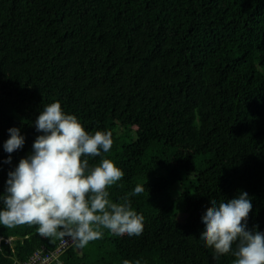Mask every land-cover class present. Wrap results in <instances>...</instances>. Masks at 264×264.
I'll return each mask as SVG.
<instances>
[{
	"label": "trees",
	"instance_id": "16d2710c",
	"mask_svg": "<svg viewBox=\"0 0 264 264\" xmlns=\"http://www.w3.org/2000/svg\"><path fill=\"white\" fill-rule=\"evenodd\" d=\"M57 101L90 133H113L104 155L125 175L110 199L145 186L130 197L145 227L103 230L50 264H232L200 239L202 217L241 191L248 228L264 232V0H0V196ZM13 127L25 144L9 154ZM37 229L0 224L13 238L0 264L60 240Z\"/></svg>",
	"mask_w": 264,
	"mask_h": 264
},
{
	"label": "clouds",
	"instance_id": "9594fccd",
	"mask_svg": "<svg viewBox=\"0 0 264 264\" xmlns=\"http://www.w3.org/2000/svg\"><path fill=\"white\" fill-rule=\"evenodd\" d=\"M35 127L43 134L36 138L33 152L8 173L6 192L0 196V224L38 225L41 236L71 237L72 246L78 248L102 239L103 230L117 236L142 235L144 217L133 209L130 197L142 194L145 186L137 185L120 202L110 199L109 189L125 175L104 155L112 149L113 133H90L58 101L43 108ZM9 135L4 150L11 154L23 148L25 137L16 127L9 129ZM97 157L99 163L90 164V158ZM7 162L11 163V155ZM210 203L202 217L205 229L200 239L213 250V258L231 254L232 264H264V232L248 228L253 209L249 194L241 191L236 198ZM6 238L11 242L3 237L5 243L12 245L13 238Z\"/></svg>",
	"mask_w": 264,
	"mask_h": 264
},
{
	"label": "built area",
	"instance_id": "2783aa9c",
	"mask_svg": "<svg viewBox=\"0 0 264 264\" xmlns=\"http://www.w3.org/2000/svg\"><path fill=\"white\" fill-rule=\"evenodd\" d=\"M3 236H0V241ZM6 243L11 242V238H5ZM71 237L60 239L53 248H47L45 245L35 250L28 260L19 264H50L52 261L61 257V255L73 245Z\"/></svg>",
	"mask_w": 264,
	"mask_h": 264
},
{
	"label": "rangeland",
	"instance_id": "374dc122",
	"mask_svg": "<svg viewBox=\"0 0 264 264\" xmlns=\"http://www.w3.org/2000/svg\"><path fill=\"white\" fill-rule=\"evenodd\" d=\"M37 120V119H36ZM35 120V121H36ZM35 123V122H34ZM135 136V132L133 133V137ZM177 196V193L175 194V197ZM180 206V205H179ZM182 206V208H181V210L180 211H182V209H183V205H181ZM179 218H180V216H179Z\"/></svg>",
	"mask_w": 264,
	"mask_h": 264
}]
</instances>
